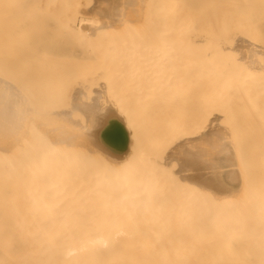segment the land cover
Instances as JSON below:
<instances>
[{
  "label": "bare ground",
  "instance_id": "6f19581e",
  "mask_svg": "<svg viewBox=\"0 0 264 264\" xmlns=\"http://www.w3.org/2000/svg\"><path fill=\"white\" fill-rule=\"evenodd\" d=\"M89 1L91 4L92 0ZM149 1L145 3L144 0H95V3L88 5L87 0L85 4L88 5L86 8H89L86 11L84 0H58L56 2L62 9L64 8V13L61 10L56 13L54 10L59 6L53 8L57 4L55 0H0V54H3L1 59H4L3 62L0 61L2 62L0 64L2 68L0 69V264H264V162L259 163L264 152L260 151V145L257 144L262 141L264 143V137L256 133L260 139L257 135H253V139L255 138L254 141L252 140L253 144L250 142L251 144L246 145L249 142L246 138L249 140L248 132L252 125L249 124L252 121L247 114L249 112H246L247 117L249 115L247 118L241 111V116L242 112L244 113L242 120L246 118L248 120L249 129L244 131L247 129L245 123L243 127L241 125L244 121L241 122L239 119L241 124L237 123V125L231 124L230 121L226 122L228 118L223 119L227 114L226 109L225 114H222L223 112L221 113L217 108L220 115L213 107L218 101L226 102L227 98H236L235 101L237 98L239 100L246 98V103L247 98H252L253 111L259 108L262 112L260 117L259 109L255 114V118L261 120H256L255 132H258L259 128L264 129L263 103L260 102L263 111L259 106L255 109L256 103H253L256 102L254 98H263L261 101L264 102V0H197L198 16L192 12V20L194 23L195 15L199 19V22L196 21L198 30L193 36L194 40L191 41L193 49L190 48L189 37L188 49L185 50L180 46L181 41L174 38L175 30L171 24V19L174 25L177 20L173 17L174 13L179 16L178 18L183 19L180 17V11V15L177 12L178 8L181 9L177 6L182 4H177L180 0H162L165 5L161 0H158L159 2L156 0L158 4L155 5L154 1L155 4L150 3L151 6ZM160 4L162 10L156 21L160 22L159 26L163 24L162 28L161 26L157 28L159 30L161 28L164 32L166 28L168 35L171 34L175 41L173 40L172 44L170 39L172 36L169 38L166 33L164 36L160 35V39L155 35L160 42L157 40L155 43L152 39L153 43L150 45V37L153 36L150 31L153 32L156 28L150 24L151 30L150 27L149 29L146 27V30H150L149 36L145 32L147 38L142 35L144 40L141 39L143 42L146 40L150 46L147 47L142 42L145 46L141 47L137 38H140V34L145 31H142L145 29L144 20L146 21L149 16V23L150 14H153L150 21L153 23L154 12ZM154 6L156 10L153 9ZM163 9L167 18L162 14ZM171 11L173 14L170 13ZM186 14L185 16L183 14L184 18ZM88 16L92 19L89 20ZM192 16H189V21L185 18L190 26ZM73 20L79 21V25L76 26V23L70 25ZM177 22L182 28V22L178 20ZM167 24L170 28L166 26ZM178 26H175V35L177 32L180 34ZM138 29L141 32L136 31L134 38L137 40L132 41L133 33L130 30ZM183 29L186 28L181 29L182 36L185 33ZM72 32L76 35L75 41L79 38L76 44L80 45V50L86 46L94 55L98 54L93 52L94 48L98 51L100 41V46L103 42L106 45L105 40L109 38L107 35L105 40L104 38L100 40L101 36L106 35L105 32L110 34L116 32L118 35L121 34L116 39V34L113 33V38L118 41L123 34L128 35L125 36L126 39L122 36V40L126 41L124 44L122 41L119 43H122L120 47L124 45L125 49H134L127 52H131L132 56L135 54L136 59L133 57L135 63L138 61L144 63V60L157 61L160 58H163L164 62H170L162 66L160 59L161 63L158 62L160 67L156 70L155 67L150 66L154 69L153 77L152 75L149 77L151 73L149 67V70L146 69L149 71L148 74L146 71L141 74L140 70L138 73L140 67L137 64V74L133 77L138 79L137 75L142 76L146 73L149 81L155 80L154 83H152L154 80H151L150 84H153V88L157 85L158 91L154 89L152 91L149 85V90L143 92L140 88H135L134 90L140 89L141 96L144 92L145 94L141 99L140 92L134 91L136 95L138 94L137 98L140 97L139 100L135 96L132 97L135 93L132 95L130 93L132 107L130 103L128 104L129 101L131 102L130 98L125 103V99L130 96L129 93L123 92L126 98L120 97L115 85L110 87L113 92H110L108 87L106 89L109 91L85 88L82 75L97 76V73H93V69L98 66L97 64L93 68L91 65L89 67L84 65L85 62L90 63L81 59L84 58L85 52L81 54L82 61L78 58V63L82 62L83 71L91 68L93 72L84 71V73L81 69L79 71L76 65L79 66L81 63L78 64L76 60L75 68L73 64L71 66L79 71L77 73H82V80L79 78L81 84L75 80L77 84L74 83V87H76H71L75 81L72 84L71 79L67 82L69 77H64L67 71L63 66L58 70L61 75H57L56 72L55 74L60 80L62 79L61 81L64 79L66 81L64 83L59 81L56 75H53V70L58 67L52 69L53 63L48 67L44 62L39 63L43 58L39 54L42 53L41 55L44 56L43 54L49 53L50 56L54 49L73 43L69 35ZM181 35L177 34V38L182 39ZM112 36L110 41L113 39ZM66 37H69L70 42ZM91 37H95L98 43L92 40L94 44L89 47L88 38ZM82 38L86 39V45L82 43ZM186 38L183 36L184 40ZM110 41L109 39L107 41L109 45H111ZM135 42L138 45L137 50ZM76 44L70 49L75 48ZM104 44L103 47L108 49V43L106 47ZM114 45L115 42L113 47ZM180 47L181 49H178ZM118 49L120 50L119 47ZM176 49L178 51H174ZM87 54L88 51L85 55ZM121 55L124 56L122 53ZM49 56L45 55L47 64L50 59L55 60L54 57L51 58L52 56L49 59ZM89 56L88 54V58ZM97 56L99 57V54ZM172 56L174 58L177 56L179 62L176 61L177 65L175 64L174 67L172 62L174 64L175 59L168 60ZM59 57L57 56V59ZM107 58L106 63L113 59L109 58L108 61ZM133 58L131 57L129 62ZM125 59L127 60L126 57ZM94 60H92L94 63L98 62L97 59ZM104 60L105 58L102 60V65L108 67L106 63L103 64ZM112 62L113 65L118 63L117 68L121 67L119 59ZM65 63H67L66 59L64 65H67ZM111 63L109 64L112 65ZM134 66L135 64L132 69ZM48 68L52 69L51 79L50 74L48 75L51 69ZM61 68L66 72L61 73ZM67 68L69 72V67L66 66ZM132 69L129 72H132ZM106 70L109 71V68ZM104 71L105 69L102 70ZM121 71L116 70V72ZM164 71L165 73L169 71L166 75H169V79L168 77L162 79L163 83L165 82L163 88L166 89L165 91L161 90L162 88L159 90L160 82L156 80L158 77L160 80ZM146 74L144 76L147 77ZM104 76L105 74L102 73L100 78ZM55 77L57 80H54ZM100 78L98 75V80ZM134 78L135 82L137 79ZM93 79H91L92 84ZM104 79L106 83V78ZM139 84L137 80V85ZM147 84H149L148 80ZM116 85L119 87L120 84L116 83ZM85 86L87 87V83ZM105 86H110L109 82ZM142 86L141 84V88ZM120 90L122 92L123 89ZM116 98L124 100L120 101ZM144 98H148L150 103L148 104L149 101L145 99L146 102ZM222 98L225 100H221ZM135 100L139 103L138 106L133 102ZM138 100L140 102L143 100L145 105L148 104V110L144 103ZM235 101L230 102L235 106ZM238 102L240 107L242 100ZM134 104L135 108L137 106L136 109ZM184 104L188 108H192L191 105L194 104V109L196 105L199 106L198 115L196 113L198 110L195 112L192 108L190 111L186 107L191 117L193 114L198 118L201 113L208 112L205 116L202 114L207 126L202 125L203 129L200 130V125L198 126L197 123L200 131L198 134L195 131L192 138L186 137L189 123L187 117L184 116L187 123L182 117L186 112ZM163 105L168 109L164 111V113L168 112L166 120L175 116V122L171 119L172 124L176 128L177 119V123L181 122L183 132L187 129V134L184 140H181L183 133L181 134L179 143L178 136H176L177 140L172 137L175 140L173 143L177 144L175 143L172 148L171 140V145H168L170 148L167 147L169 150L166 156L164 154L165 160L163 159L162 162L159 159L161 141L157 139V136L161 135V129L160 133L158 130L155 134L153 121L157 118L159 123H164L165 119L160 118L163 111L160 117H157L158 111L165 109L166 106ZM236 109L232 108L234 112ZM178 111L182 114H178ZM219 115L222 120L219 119ZM237 115L238 113L235 117ZM141 118L147 132L142 128L141 121H138ZM180 118L183 120L180 121ZM149 120L150 124L147 125ZM189 120L191 121V118ZM219 120H224L225 126L226 123L232 125L231 127L228 125L229 132L223 126L224 121L221 123ZM239 120L235 121L239 122ZM151 124L154 126L152 131L149 128ZM156 124L163 129L164 126L160 124L158 126L157 121ZM168 124L165 127H168ZM172 128L169 126L168 133L165 130L166 135L174 132V130L169 132ZM239 128H243L242 132L238 130ZM148 129L151 134H155L152 141ZM234 130L240 132L236 141L234 138L237 133L235 131L233 138ZM262 132L264 134V130ZM255 136L258 137V141H255L257 139ZM162 137L165 135L163 134ZM241 144L248 147H241ZM255 144L259 147L257 150L261 152L260 154L257 153ZM251 146L255 148L253 147L252 150ZM261 147L264 145L261 144ZM239 149L247 151L243 153ZM246 152L250 159L246 156ZM256 155L260 160L256 161ZM245 158L250 162L248 165ZM254 162L257 165L253 164ZM173 165L176 166V172L171 169L173 171L171 173L169 170ZM246 165L248 173L249 169L252 173H246ZM242 168H245L244 172ZM167 173L170 180L174 181L175 178L178 188L176 183L172 184V181L167 180ZM246 175L252 179L250 182L247 181L249 177ZM171 176L174 178L172 179ZM190 192L195 195V199L193 196L192 199L187 196ZM196 197L202 201L204 197L209 201L207 204L201 203Z\"/></svg>",
  "mask_w": 264,
  "mask_h": 264
},
{
  "label": "rangeland",
  "instance_id": "374dc122",
  "mask_svg": "<svg viewBox=\"0 0 264 264\" xmlns=\"http://www.w3.org/2000/svg\"><path fill=\"white\" fill-rule=\"evenodd\" d=\"M56 1H58V0H55V3H57ZM86 1H87V0H86ZM86 1L84 0V4L86 3ZM146 1H149V0H144L145 3H146ZM154 1L156 2V4H155ZM157 1H158V0H157ZM157 1H156V0H150V1H149V6H151L150 3H152V4L154 3L155 5H157V4H158ZM171 1H174V0H171ZM176 1H177V0H176ZM176 1L174 2L175 5H177L178 3H180V4L182 3L181 5H179V4L177 5V6H180V7H181V9L178 8L177 12H178V14H179V11H180V14H181L180 17H183V19H182V18H178L179 16H178V15H175V13H174L173 17H174V18L176 17V19H177L178 21L182 22V24H181V25H182V28H186V29H183L182 31H185L186 36H185V33L183 34V36H184V38H185V37H187V38H186L185 40L183 39V36L181 35V29H182V28H180V25L178 26V24H177V23H178L177 20L175 21V25H174V21L172 22V19H171L170 16L168 15V16H169V19H171V24H173V30H175V33H176V27H175V26H178V28L180 29V34H179L178 32H177V34H178V35H181L182 39H181L180 37H179V39H178V38H177V34L175 35V33L173 32V33H174V38L176 37V39H177L178 41H179V40L181 41V44H182V45H180V46H182V48L185 50V49H188V45H189V44H188V41H189L188 38L190 37V38H191V39H190V42H189V43H190V48L193 49V46L191 47V43H192L191 41L194 40L193 36H195V33H197L196 30H198V24H197V26H196V21L199 22V19L196 17V15L198 16V10H197L196 6H198L199 3H198V4L196 3L197 0H180V2L177 1V4H176ZM189 1H190V2H189ZM88 2H89L88 5H92L93 3H95V0H92V3H91V4H90V1H89V0H88ZM158 2H159V1H158ZM167 2H168V1H167ZM191 2H192V4H191ZM161 3L163 4L164 1L162 2V0H161ZM170 3H171V2H170ZM184 3H185V5H184ZM147 4H148V2H147ZM154 4H153V5H154ZM54 5H55V4H54ZM60 5H61V4H60ZM88 5H87V4L84 5V7H85L84 9H85L86 11H87L88 8H89V7L86 8V6H88ZM163 5H165V3H164ZM163 5H162V6H163ZM167 5H168V3H167ZM194 5H195V7H194ZM57 6H59V3H57L55 6H53V8H56ZM61 6H62V5H61ZM173 6H174V5H173ZM173 6H172V8H173ZM192 6H193V8H192ZM155 7H156V6H154L153 9L156 10V8H157V10H156V12H154V14H155V18H153V19H154L153 23L150 22V21L152 20L151 17H153V14H150V21H149V23H148V18H149V16H148V18L146 19V21L144 20L145 29H142V27H141L142 31L145 30V31H143L144 33H143V34H140V33H139V34L141 35L140 38H139L138 36H136V37H138V38H137L138 40H137L136 38H134V35H135V32H136V31H137V32H141V30H140V31H139V29H138V30H134V31H133V30H130V31L133 33V37L131 36V37H132L131 40H132V41H133V40H135V41L137 40L138 45L141 46V47H142V46H143V47L145 46L144 44H142L143 41H141V39H143L142 35L144 36V35H145V32H147V35L149 36L148 31H150V30L152 29V28H151L152 26H156V28H154L153 32H154L156 29H158L157 27L159 26V23H160V22L158 23V21H156V18L160 15L159 12L161 13L162 8H161V4H160L159 8H158V6H157L156 8H155ZM185 7H186V8H185ZM187 7H188V8H187ZM58 8H59V9H58ZM166 8H167V6H166ZM166 8H165V9H166ZM168 8H169V6H168ZM172 8H171V9H172ZM175 9H176V6H175L173 12H175ZM182 9H183V10H182ZM58 10H61L62 13H64V8L62 9V7L59 6V7L56 8V10H54V12L57 13ZM150 10L152 11V8H151V7H150ZM155 10H153V11H155ZM163 10H164V9H163ZM166 10H168V9H166ZM189 10L191 11L190 13H189ZM183 12H184V13H183ZM192 12L196 13V15L194 16V19L196 18V20H195L194 23H193V20H192V18H193V16H192L193 13H192ZM164 13H165V10H164V12L162 11V14H163V15H165ZM166 13H167V12H166ZM170 13H172V11H171ZM185 13H187L185 18H187L188 21H189V19H190L189 16H192V17H191V22H190V23H191V26H190V24H188L187 19L184 18ZM172 14H173V13H172ZM180 14H179V15H180ZM183 14H184V16H183ZM187 15H189V16H187ZM89 17H90V16H88V19L91 20L92 18H89ZM160 17H161V16H160ZM165 18H167V15H165ZM64 19H65V18H64ZM179 19H180V20H179ZM157 20H158V18H157ZM160 20H161V19H160ZM166 20H167V19H166ZM173 20H174V19H173ZM163 21H164V20H162V22H163ZM146 22H147V24H146ZM154 22H155V23H154ZM168 22H169V21H168ZM75 23H76L77 25H76ZM89 23H91V22H89ZM157 23H158V25H157ZM165 23H166V22H165ZM150 24H151L152 26H151ZM155 24H156V25H155ZM162 24H163V23H162ZM162 24H160L161 28H162ZM169 24H170V23H169ZM183 24H184V25H183ZM70 25H76V26H78V25H79V21H77V20H76V21L73 20L72 23L70 22ZM146 25H147V26H146ZM160 26H159V27H160ZM166 26H168V27L170 28V26H169L168 24H167ZM189 26H190V27H189ZM146 27H148L147 29H149V27H150V30H146ZM161 28H160V30L158 29V31L156 30V31H157L156 34H155L156 31L154 32V34H153L152 31H150V34L153 35V36L151 35L152 37H150V39H151L150 42H149V39H148V42L150 43V45H151L154 41H155V43H156L157 40H158V37H159L160 35H163V36H164V35L167 33L166 28H165V32H164L163 30H161ZM169 28H168V29H169ZM171 28H172V26H171ZM174 28H175V29H174ZM122 31H123V30H122ZM124 31H126V30H124ZM190 31H191V33H190ZM109 32H111V31H109ZM109 32H105L106 35H104L103 37L101 36L100 40H101L102 38H104L103 40H105V36H106V38H107V35H109V36H108V37H109L108 39H109V41H110V37L113 35V33L116 34V32H112L111 34H110ZM159 32H160V34H159ZM163 32H164V33H163ZM168 32H169V30H168ZM192 32L194 33V35H193ZM72 33H73V32H72ZM72 33L69 34V35H70V39H71V41H73V43L70 42L69 37H68V38L66 37V38H67L66 40H68V42H70L68 46H66V47H59V48H57V49H54V50H53V53H54V54L51 53L50 56H49V53H48V54H43L44 56L41 55V54H42L41 52H40L41 54H39L40 57H43V58H41L42 61H39V63L44 62V64L46 63V66H47V67H48V65H51V64L53 63L52 66H53L54 68H52V66H51L52 69H55L56 67H58V69H57V68L55 69L56 71L53 70V75H56L55 72L58 73L57 75H61V74H59V71H58V70H60L59 67L63 66V67H65V70H66L67 72L64 71V70L61 68V69H62V72H61V73H65V72H66V74H65L64 77H66V76H67V78L69 77V78L67 79V82H70V79H71V84H72V82L75 81V80L77 81V83L81 84L80 80H82L81 77L83 76V83H84L85 85H86V83H87V87H86L85 85H83V84H82V85H83L85 88H88V89H89V88H90V89H101V90L105 91V90H107V89H106L107 87L110 89V87L112 88V87L115 85L114 87H115V89L117 90V93H119L120 97H121V96H124V97H125V96H126V95H124L125 93H129V95H130V93H131V95L135 93V95H133L132 97L135 96V98H137L138 94L136 95V92L138 93V91H139L140 89H141L140 91H142V92H143L144 90H149V86H150V89H151L152 91H153V89H154L155 91H156V90L158 91V86H157V85L155 86V87L157 88V89H156V88H153V87H154V86H152L153 84H152V85L150 84V82H152L151 80H154V79H150V81H149V79H148V75H147V74H148L147 72H149V71H146V69H147V70L150 69V71H151V73H150V75H149V77H150V76L152 75V73H153L152 71L154 70V69H151V68L155 67V70H156L157 68L160 67V65H158V62H159L160 59H162V60H161V61H162V66H163L164 63H165V65H167V64H169L170 62H168V61H167V62H166V61L164 62L163 58H160V59L157 60V61H151L152 63H151V62H147L148 60H147V61L144 60V63H143V61H142V63L139 62V61L135 63V60H134V58H133V57H135V59H136V56H134L135 54L132 56L131 52H130V53L127 52V50H128V51H129V50H130V51H131V50L134 51V49H128V48L125 49L124 47H126V46L123 45V46L120 47V45H122V43H121V44L119 43L120 41H122L123 44H124V41H125V40H122V39H123L122 36L124 37V39H126L125 36H128V35H124V34H123V35L121 36V38H120V41H118V40H116V39H118L117 36L121 35V34L118 35V33H117L116 36H115L116 39L113 38L114 35L112 36L113 39L111 38L112 40L110 41L111 45H109V42H107L108 39L105 40L106 45H105L104 42H103V44H104L105 47L109 45L108 49L104 48V47H103V44L100 46L101 41H100V44L98 45V51H95V50H97V48H96V49L94 48V52H93V53H96V54L98 53V54H99V57H98V56H97L98 54H97V55L92 54V51H91V49L89 48L90 51H91V53H90L88 47L85 46V45H86V44H85V42H86V39H85V38H84V39L82 38V40H83L82 43L85 44V45H84L85 48H82L83 50H82V49L80 50V48H79L80 45L78 46V44H76V42L79 41V38H78V36H77L78 39L75 41L74 38L76 37V35H75V33H73V35H72ZM103 33H104V32H103ZM103 33H102V35H103ZM124 33H125V32H124ZM128 33H129V32H128ZM132 33H130V34L132 35ZM171 33H172V32H171ZM136 34H138V33H136ZM191 34H192V35H191ZM74 35H75V36H74ZM98 35H99V34H98ZM155 35L158 36V37L156 38ZM72 36H74L73 39H72ZM129 36H130V35H129ZM167 36H169V38H170V36H172V35H171V34L168 35V33H167ZM191 36H192V37H191ZM96 37H97V36H96ZM119 37H120V36H119ZM153 37H154L155 39H154ZM165 37H166V36H165ZM92 38H94V39H92ZM133 38H134V39H133ZM144 38H145V39L147 38L146 35H145ZM169 38L167 37V39H169ZM88 39H89V42H90L89 47H90V45L94 44V42L98 43V40H95V37H91V39H90V38H88ZM139 39H140V40H139ZM152 39H153V42H152ZM159 39H160V37H159ZM170 39H171L172 44H173V40L175 41V39H173V36H172V38H170ZM170 39H169L168 41H170ZM80 40H81V39H80ZM92 40H93V41L95 40V41L92 43ZM113 40H114V41H113ZM128 40H129V39H128ZM128 40H127V41H128ZM143 40H144V39H143ZM165 40H166V39H165ZM74 41H75V42H74ZM112 41H113V43L115 42L114 47H113V43H112ZM117 41H118V44H117ZM139 41H140L141 45H140ZM158 41H159V40H158ZM171 41H170V43H171ZM182 41H183V43H184V46H183ZM185 41H186V42H185ZM125 42H126V41H125ZM159 42H160V41H159ZM71 43H72V44H71ZM78 43H79V42H78ZM107 43H108V45H107ZM143 43H145L146 46H147V45L150 46L148 43H146V40H145ZM179 43H180V42H179ZM75 44H76L75 48L70 49V48H72L71 46H73V45H75ZM116 44L118 45V47L120 48V50L118 49V47H117ZM135 44H136V47H135V49H136L138 45H137L136 42H135ZM77 46H78V47H77ZM81 46H82V44H81ZM87 46H88V45H87ZM96 46H97V44H95V47H96ZM110 46H111V47H110ZM148 46H147V47H148ZM174 46L176 47V45H174ZM115 47L120 51V53L117 51V49H115V50L113 49V50H112V48H115ZM122 47H123V48H122ZM175 47H174V49H175ZM77 48H78V49H77ZM102 48H103V50H101ZM110 48H111V49H110ZM68 49H69V50H68ZM122 49H124V52H122ZM178 49H181V47L178 48ZM178 49H176V50H174V51H178ZM1 50H2V49H1ZM72 50H73V51H72ZM106 50H107V51H106ZM136 50H137V49H136ZM138 50H140V49H138ZM60 51H61V52H60ZM68 51H69V52H68ZM81 51H82V52H81ZM87 51H88V54L91 56V57L89 56V58H88V54H87V56L85 55V53H87ZM101 51H102V52H101ZM103 51H104V53H103ZM110 51H111V54H110ZM112 51H113V53H112ZM125 51H126V52H125ZM0 52H1V51H0ZM65 52H66V53H65ZM67 52H68V53H67ZM84 52H85V53H84ZM116 52H117V53H116ZM71 53H72V54H71ZM83 53H84V58H83L82 55H81V54H83ZM107 53L110 54L112 57H111L110 55L108 56ZM114 53H115V54H114ZM121 53H122L123 55L126 54V53H128V54H126V56H125V55L122 56ZM79 54H80V55H79ZM112 54H114L115 57H114V55H112ZM45 55L49 56V59H50V57L52 56L51 58L54 57L55 60L53 59V61H52V60L50 59L49 64H47L48 61H47ZM68 55H69V56H68ZM120 55H121L122 57H121ZM127 55H128V57H127ZM1 56H3L2 53L0 54V61L2 60V62H3L4 59H1ZM57 56H58V57L60 56V57L58 58L59 61H58V59H57ZM94 56H95V57H94ZM100 56H101V58H100ZM103 56H105V57H103ZM107 56H108L110 59H112V58L114 57V58L111 60V62H112V61H114V62H115V61H118V59H119V65H120L121 67L117 68V66H118V63H117V62H116V65H117V66H116V65H113V64H114L113 62H112V63H111V62H107V63H106V58H107ZM119 56H120V58H119ZM61 57H62V58H61ZM64 57H66V58H64ZM71 57H72V60H71ZM80 57H82L81 59H84V62H85L86 60H88V61L90 62V63H88V64H86V62L84 63V65H87V67H89V66L91 65V67L94 68L95 65L98 64V66H96L97 68L95 67V68L93 69L94 72L91 71V68H90V69H88V68L84 69V68H83L84 71H88V72L91 71V72H93V73H95V74L97 73V76L94 74L95 76L91 75L92 77H91V76H90V77H87V75H85V74L82 75V73H77L78 70L80 71L81 66L83 67V64H82V62H81L82 60L80 59ZM125 57L127 58V60L125 59ZM131 57L133 58V60H131V61L129 62V60L131 59ZM60 58H61V60H60ZM63 58H64V61L62 62V59H63ZM78 58L81 60V61L79 62V63H81V64L78 63V60H79ZM99 58H100V60H99ZM104 58H105V60H104L103 64L106 63V65H107L108 67L102 65V60H103ZM109 58H107L108 61H109ZM43 59H46V60H45L46 62L43 61ZM65 59L67 60V63H65V64H67V65H64ZM91 59H92L93 61H95L94 59H97L98 62H97V63H96V62L94 63ZM114 59H116V60H114ZM123 59L126 60V61H124ZM171 59H173V60L175 59L174 64H173V62H172V65H173V67H174L175 64L177 65V63H175V62H176V61L178 62L177 56H175V58H174V56H172V57H171L170 59H168V60H171ZM73 60H74V63H73ZM76 60H77V61H76ZM120 60H121V61H120ZM51 61H52V62H51ZM60 61H61V62H60ZM69 61H70V63H69ZM75 61L79 64V66L76 65ZM99 61H100V62H99ZM133 61H134V62H133ZM136 61H137V60H136ZM161 61H160L159 63H161ZM2 62H0V64H1ZM57 62H58V63H57ZM123 62L126 63V64H125V65H126L125 67H126V69L128 68V70L125 69V67H124V63H123ZM62 63H63V64H62ZM91 63H92V64H91ZM109 63H111L112 65H110ZM120 63H122L123 66H122ZM128 63H129V64H128ZM133 63L135 64V66H134V68H133L134 71H133V69H132V67H133V65H134ZM147 63H148V65H147ZM153 63H154V64H153ZM178 63H179V62H178ZM55 64H56V65H55ZM57 64H58V66H57ZM71 64H73V67H74V64H75L76 67H78V70H77V69L74 70L75 67L73 68V67L71 66ZM93 64H94V66H93ZM99 64H100V65H99ZM130 64H133V65L131 66ZM137 64H139L140 69H138ZM140 64L144 65V67L141 66ZM150 64H151V65H150ZM42 65H43V63H42ZM104 65H105V64H104ZM156 65H158V66L156 67ZM55 66H56V67H55ZM66 66L69 67V72H68V68L66 69ZM110 66H111V67H110ZM114 66H116V68H115ZM145 66H146V67H145ZM150 66H152V67L150 68ZM49 67H50V66H49ZM79 67H80V68H79ZM101 67H102V68H101ZM129 67H130V68H129ZM148 67H149V69H148ZM51 68H48V69H51ZM72 68H73V70H72ZM107 68H109V71L106 70ZM114 68H115V69H114ZM141 68H142V70H141ZM144 68H145V69H144ZM163 68H164V67H163ZM167 68H168V66H167ZM169 68H170V66H169ZM0 69H2V68L0 67ZM52 69H51L50 71H48V75L50 74V75H49V76H50V79H51ZM101 69H102V70L105 69V71H107V73H106L105 71L102 72ZM118 69H119V71H120V70H122V71H121V72H116V70L118 71ZM131 69H132V72H129V71H131ZM137 69H138V73H139V70H140L141 74H142L144 71H146V73H147V74L144 73V74L147 75V77L144 76V74H143L142 76H141L140 74L137 75V76H139V78H140V77L142 78V80H141V78H140V81H139V78L137 79V77H136V79H137L138 82L140 83L139 85H137V80L133 77V75L135 76V74H137ZM164 69H165V68H164ZM174 69H175V68H173V70H174ZM81 70H82V69H81ZM124 70H126L125 73H124ZM159 70H160V69H159ZM159 70H158V71H159ZM161 70H162V67H161ZM171 70H172V68H171ZM46 71H47V70H46ZM70 71H71V72H70ZM79 71H78V72H79ZM82 71H83V70H82ZM84 71H83V72H84ZM99 71H101V72H99ZM162 71H163V70H162ZM162 71H161V72H162ZM0 72H1V70H0ZM91 72H90V73H91ZM98 72H99V73H98ZM115 72H116V73H115ZM168 72H169V71H168ZM168 72L166 71V73H165V71H164V74L161 75L162 78H161V76H160V80H159V77L156 78V80H158V83L160 82V83H159V90H160L161 88H162L161 90H163V88H165V87H164V83H165V82L163 83L162 79H163V78H167V77L169 76V75L166 76ZM172 72H173V71H172ZM84 73H85V72H84ZM102 73H103V75L105 74L106 77L104 76V78H106V83L109 82V85H110V86H105V85H106V83H104V82H105V79H104V78H100V75H102ZM111 73H112V74H111ZM123 73H124L125 76L123 75ZM126 73H127V74H126ZM45 74H46V73H45ZM70 74H71V75H70ZM77 74H78V75H77ZM106 74H108V76H107ZM118 74H119V75H118ZM120 74H121V76H120ZM128 74H129L130 77L128 76ZM155 74H156V71H155ZM174 74H175V73H174ZM57 75H56V77L59 79V76H57ZM81 75H82V76H81ZM84 75H85V76H84ZM98 75H99V78H100L99 80H98ZM116 75H117L118 77H117ZM153 75H154V74H153ZM153 75H152V77H153ZM158 75H159V74H158ZM158 75H157V76H158ZM170 75H172V74H170ZM111 76H112V77H111ZM122 76H123V79H122ZM126 76H127L128 78H127ZM143 76L146 77V78L144 79ZM56 77L54 78V80H55V79L57 80ZM64 77H63V78H64ZM71 77H72V78H71ZM84 77H85V78H84ZM86 77L89 78L90 80L87 79ZM95 77H96V79H95ZM101 77H102V76H101ZM108 77H109V78H108ZM131 77H133L136 81L134 82L133 78H132V80H131ZM152 77H151V78H152ZM47 78H48V77H47ZM77 78H78V79H77ZM79 78H80V80H79ZM92 78H94V79H93V84H92V82H91V79H92ZM114 78H115L114 81H115L116 83L120 84L119 87H118V85H116V83L113 81ZM118 78H120V79H118ZM48 79H49V78H48ZM85 79H86V82H85ZM101 79H104V81H102ZM110 79H111L112 82L110 81ZM116 79H117V81H116ZM129 79H130V80H129ZM168 79H169V77H168ZM61 80H62V79H61ZM61 80L59 79V81H61ZM87 80H88V82H87ZM95 80H96V81H95ZM120 80H121V82H120ZM124 80H125V81H124ZM147 80H148L149 84H147ZM163 80H164V79H163ZM65 81H66V79H64V80L61 81V82L64 83ZM76 81L73 82V85H71V87H74V85L77 84ZM89 81H90V83H89ZM144 81H145V83H144ZM119 82H120V83H119ZM122 82H123V83H122ZM142 82H143V83H142ZM154 82H155V80H154L152 83H154ZM156 82H157V81H156ZM74 83H75V84H74ZM113 83H114V84H113ZM124 83L128 84V86H127L126 84H125V86H124V85H123ZM135 83H136V84H135ZM158 83H157V84H158ZM90 84H91V85H90ZM111 84H112V86H111ZM133 84L136 85V87H134ZM141 84L143 85L142 88H141ZM160 84H161V85H160ZM89 85H90V86H89ZM93 85H94V86H93ZM146 85H147L148 89H147ZM148 85H149V86H148ZM116 86H117V88H116ZM137 86H139V87H137ZM151 86H152V88H151ZM63 87L65 88V86H63ZM75 87H76V86H75ZM75 87H74V88H75ZM101 87H102V88H101ZM120 87H121V88H120ZM129 87H130V89H129ZM166 87H167V85H166ZM127 88H128V89H127ZM135 88H140V89H136V90H134ZM145 88H146V89H145ZM109 89H108L107 91H109ZM115 89H114V92H115ZM120 89H123L122 92H121ZM112 90H113V89H110V92H113ZM124 90H125V91H124ZM137 90H138V91H137ZM165 90H166V89H165ZM165 90H163V91H165ZM134 91H136V92H134ZM140 91H139V92H140ZM120 92H121V93H120ZM123 92H124V94H123ZM132 92H133V93H132ZM142 92L139 93L140 96H141V93H142ZM122 94H123V95H122ZM144 94H145V92L142 94L143 96H141V99H143L142 97H144ZM117 95H118V94H117ZM131 95H130L129 97H128V95H127L128 98L125 97V98H126V99H125L126 102L124 101L125 103L128 102V99L131 97ZM100 96H101V95H100ZM102 96H103V95H102ZM132 97H131V98H132ZM131 98H130L129 100H131ZM62 99L65 100V98H59V100H62ZM109 99L112 100L111 98H109ZM114 99H115V98H114ZM116 99H117V100H120V101H123V100H124L123 98H116ZM137 99L140 100V97L137 98ZM145 99H146V98H144V100H145ZM166 99H167V98H166ZM217 99H219V98H217ZM254 99L256 100V102H253L254 104L256 103L255 109H257L258 106H259V107H261V109H262V111H263L262 106L264 107V102L261 101V99L263 100V98H260V99L257 98L258 101H257L256 98H254ZM48 100H49V99H48ZM133 100H134V99H133ZM139 100H138V101H139ZM146 100L149 101L148 98H147ZM146 100H145V101H146ZM150 100H151V99H150ZM221 100H225V99L222 98ZM232 100H233V102H234V101L236 100V98H231V99L227 98L226 102L224 101L223 103H222V101H221V103H220V101L217 100L218 103H219L220 105L222 104V108L220 109V105H219L218 103H217V105H216V103H215V105L213 104V105H214L213 107L216 108L215 111H217L218 114H220V115H221L222 112H223L222 114H225L224 111H225V109H226V113L228 114V117H227V114L224 115L225 118H224V116L222 115V116H223V119L226 120V118H228V119L226 120V122L230 121L231 124L236 123V125H237V123H238V124H241V122L244 121V122L241 124L242 127H243V124H244V123H245V125H247V129H246V127H244V128L246 129V130H244V131H248V129H249V128H248V124H247V121H248L247 118H248L249 115H250V121H251V120H252V121H251L250 123H249V122H248V123H249V124H252V125H250V128H251V129H249L248 134L250 133L251 136L249 135V140H247V138H246V141H249L248 144L246 143V145H249V144H251V143L253 144L252 140L254 141V139H255V138L253 139V135H257V134H259L260 136L263 135V137H264V134H263V132H262L264 129L259 128V129H258V132H255V130H257V128H255V126H256V120H259V121H261V120H260V118H259V119H256V118H255V114L257 113V110H258L259 108H258L255 112L253 111V109H254V105H252V101H254V100H252V98H247V103H246V98H241L240 100H239V98H237V101H235V106H234L233 102H232V103L230 102V101H232ZM241 100H242V102H241ZM243 100H245V102H244ZM259 100H260V101H259ZM147 101H146V102H147ZM238 101H240L241 104L243 103L242 105L240 104V107H239V102H238ZM133 102H135V104L137 103L136 100L133 101ZM139 102H140V101H139ZM141 102L144 103L143 100H141ZM141 102H140V103H141ZM260 102L263 103L262 106L260 105ZM129 103H130V105H131L132 100H131V102L129 101L128 104H129ZM143 103H142V105H143ZM149 103H150V101L148 102V104H149ZM224 103H226V104H225V107H224ZM236 103L238 104V106H237ZM244 103H245V104H244ZM135 104H134V108H135ZM138 104H139V103H137V106H138ZM148 104L145 105V103H144V106L147 107ZM227 104H228V105H227ZM130 105H129V106H130ZM142 105H139V107L142 106ZM131 106H132V105H131ZM137 106H136V108H137ZM144 106H143V107H144ZM158 106H159V105H156V107H158ZM163 106L165 107L166 105H163ZM176 106H177V105H176ZM176 106H175V107H176ZM183 106H184V108H185V110H186V112H187L186 107L188 108V106H186V104H184ZM191 106H192V108H193V110H194L195 112H196V110L200 109V108H198L199 106L197 107V105L195 106V109H194V104L191 105ZM216 106H217V107H216ZM229 106H232V108H233L234 110H235L236 108H238V107H239V108H238V110L236 109V111L234 112V111L232 110V108H230ZM243 106H244V107H243ZM132 107H133V106H132ZM132 107H131V108H132ZM139 107H138V108H139ZM143 107H141L140 110H142ZM148 107H149V106H148ZM148 107H147V110H148ZM151 107L153 108L152 104H151ZM151 107H150V108H151ZM161 107H162V105H161ZM175 107H173V108H175ZM223 107H224V108H223ZM226 107H227V108H226ZM235 107H236V108H235ZM136 108H135V109H136ZM168 108H170V107L168 106ZM179 108H180V110H181V107H180V106H179ZM184 108L182 109V112H183ZM192 108L190 107V108H188V110L190 109V111H191ZM217 108H219V111H220V112L222 111V112L220 113V112L218 111ZM247 108H248V111H247ZM132 109H133V108H132ZM159 109H160V107H159ZM166 109H167V106L165 107L164 110H163V108L161 109V111L159 110V111H160V112L158 111V113H159L158 115H159V116L157 115V117L159 118L161 112L163 111L162 114H161L162 117H160V118L163 119V120L165 119V121H164L163 124H161V122L159 123L158 120H157V118H156L155 121H153V123L155 124V128H156V131H153V132H155V134H157V131L159 130L158 133H160V129H161V135H160V137L157 136V139L159 138L160 141H161V145H160V147H159V148H161V150L159 151V154H160V157H161V158H159V159H160L161 161L165 158L166 153H167L168 150H169L167 147L170 148V146H168V145H171V140H172V143H173L175 140H177V139H179V138L181 137V134H182V133H183V135H182L183 139H181V140H184L185 135L187 134V129L185 130L186 132H183V128L181 127V122H180V123H177V122H178L177 119H176V123H175V125H177V127H176V128L174 127V124H172V120H174L175 116H174V117H168V119L166 120V118H167V117H166V114H168V112L164 113V111H166ZM212 109H213V108H212ZM222 109H223V110H222ZM243 109H244V110H243ZM140 110H139V111H140ZM147 110H146V111H147ZM171 110H172V109H169V111H171ZM180 110H179V111H180ZM209 110H210V109H209ZM137 111H138V110H137ZM144 111H145V110H144ZM151 111H152V110H151ZM167 111H168V109H167ZM179 111H178V112H179ZM190 111L187 112V114H189L188 116H187V114H186V112H185V115L183 114L182 117H183V118H184V116H185V118L187 117V119H188L187 122L189 123V125H190V122H191V125H190V126L186 124L187 127H188V130H189V131H188V134L186 135V137H187V136H191V138H192V135L194 136L195 133H196L195 131H197V134H198L199 131L203 129L202 125H203L204 127L207 126V125H205V123H204V120H203V119H205V118L202 117V116H203L202 114H204V116H205V114H207L208 112H205V113H204V112L202 111L203 113H201V116L197 118V115H198V113H199V110H198V112H196L197 115H193V114H192V117H191V114L189 113ZM238 111H239V112H238ZM241 111H243V112L245 113V115H246V112H249V113H247V114H249L248 117H247V115H246V117H247L246 119H243V120H242V116L244 117V115H243L244 113L242 112V116H241ZM147 112H148V111H147ZM173 112H175V111L173 110ZM182 112H181V113L179 112L178 114L181 115ZM195 112H192V113H195ZM200 112H201V111H200ZM233 112H234V114H233ZM236 112L238 113L237 117H235V115L237 114ZM163 113H164L165 117H164ZM170 113H171V112H170ZM170 113H169V114H170ZM235 113H236V114H235ZM239 113H240V114H239ZM261 113H262V112H260V109H259V113H258V114H259V117H260V114H261ZM263 113H264V112H263ZM172 114H173V113H172ZM231 114H232L233 116H232ZM147 115H148V113H147ZM220 115H219V117H220ZM239 115H240L241 117H239ZM189 116H190V118H191V121L189 120V119H190ZM195 116H196V117H195ZM153 117L155 118L154 115H153ZM233 117H234V119H232ZM262 117H264V116H262ZM185 118H184V119H185ZM196 118H197V120H196ZM257 118H258V115H257ZM142 119H143V118H141V120H140V119H139V120L137 119L139 122L141 121V125H142ZM144 119H145V118H144ZM148 119H149V118H148ZM150 119H152V117H150ZM171 119H172V120H171ZM181 119H182V118H180V121H181ZM187 119L184 120L185 123H187V122H186ZM219 119L222 120L221 117H220ZM236 119H238V120L241 119V122H240V120H239V122H238V121L236 122V121H235ZM137 120H136V122H138ZM159 120H160V119H159ZM163 120H162V121H163ZM169 120H171V123L169 122ZM182 120H183V119H182ZM192 120H193V121H192ZM231 120H232V121H231ZM245 120H246V122H245ZM143 121H144V120H143ZM146 121H147V118H146ZM156 121H157V123H158V126L162 125V127H163V126L165 127V125H167V124L169 123L168 125H169L170 127H173L171 130L169 129V132L171 133V131L174 130L173 133H174L175 135H173V133H172V134H169V135H166V132L168 133V130H167V129L169 128V126H168V127H165V129H164V127H163V129H162L161 127H157V126H156V125H157V124H156ZM189 121H190V122H189ZM194 121H195V123H194ZM201 121H202V124H201ZM219 121H220V120H219ZM223 121H224V120H223ZM223 121H220V122L222 123ZM151 122H152V121H151ZM167 122H168V123H167ZM174 122H175V120H174ZM182 122H183V121H182ZM192 122H193V124H192ZM262 122H264V120H263ZM147 123H148V122H147ZM185 123H184V124H185ZM197 123H198V126L200 125V126H199V129H200V130H198ZM199 123H200V124H199ZM145 124H146V123H145ZM149 124H150V120H149V123H148L147 125H149ZM159 124H160V125H159ZM184 124H182L183 127H184ZM194 124H195L196 126H194ZM231 124H228L229 127L232 126ZM254 124H255V125H254ZM186 125H185V127H186ZM228 125H227V123H226V126H225V121L223 122V126H225V129L228 130V132H229ZM241 125H240V127H241ZM245 125H244V126H245ZM262 125H264V124H262ZM144 126H145V127H143V125H142V128H143V129H144V128L146 129V125H144ZM220 126L222 127V125H220ZM238 126H239V125H238ZM257 126H258V125H257ZM260 126H261V124H260ZM180 127L182 128V130H181ZM193 127H194V129H193ZM195 127H196V128H195ZM235 127H236V126H235ZM149 128L151 129V131L154 130V126H153V124H151V126H149ZM190 128H192V130H190ZM227 128H228V129H227ZM145 129H144V130H145ZM178 129H179V131H178ZM184 129H185V128H184ZM196 129H197V130H196ZM148 130H149V129H148ZM163 130H164V133H163V134L165 135V137H162V136H163V134H162ZM165 130H167V131L165 132ZM232 130H233V129H232ZM238 130H239L240 132H242L241 130H243V128H242V129L239 128ZM260 130H262V131H261L262 133L260 132ZM145 131H146V130H145ZM151 131L149 130L148 132L151 134ZM175 131H176V132L178 131V133H175ZM180 131H181V132H180ZM192 131H193V132H192ZM235 131H236V130H234L233 138H234V135L237 133V131H236V133H235ZM239 131H238V133H237V136L235 135V138H234L235 141H236V137H238V134H240ZM146 132H147V131H146ZM231 132H232V131H231ZM259 132H260L261 134H260ZM144 133H145V132H144ZM149 133H148V135H149ZM179 133H180V134H179ZM256 133H257V134H256ZM155 134L152 133V134L150 135L151 139H150L149 137H148V139H150V140L152 141L153 138H154V135H155ZM197 134H196V135H197ZM152 135H153V136H152ZM158 135H159V134H158ZM245 135H246V133H245ZM169 136H170V138H169ZM176 136H178L177 139H176ZM242 136H243V133H242ZM242 136H241V137H242ZM257 136H258V135H257ZM257 136H255V137H257ZM260 136H258L259 139H260ZM161 137H162V140H161ZM172 137L175 138V140H173ZM241 137H240L239 139H241ZM243 137H244V136H243ZM258 137H257V139H256L255 141H258ZM263 137H261V139H263ZM146 138H147V136H146ZM168 138H169V140H168ZM155 139H156V138H155ZM163 139L166 140V141H163ZM179 141H180V139L178 140V143H179ZM244 141H245V140H244ZM163 142H164V143H163ZM242 142H243V141H242ZM250 142H251V143H250ZM260 142H261V140H260ZM168 143H169V144H168ZM175 143H176V142H175ZM175 143H173L172 148L175 146ZM163 144H164V145H163ZM176 144H177V143H176ZM235 144H236V143H235ZM257 144L260 145V151L264 152V151H263V150H264V149H263L264 147H261V144L264 145L263 141H262L261 143H257ZM165 145H166V146H165ZM246 145H244V144L242 145V144H241V147H244V146H246ZM238 146H240V145H238ZM254 146L256 147L257 145L255 144ZM254 146H253V147H254ZM164 147H165V149H163ZM246 147H248V146H246ZM253 147L251 146V149H252V150H253ZM255 147H254V148H255ZM166 148H167V150H166ZM257 148L259 149L258 146L256 147V150H257ZM247 149H249V148H247ZM261 149H262V150H261ZM162 150H163V151H162ZM245 150H246V149H245ZM245 150L242 151V149H241V151H240V149H239V151H240V152H243V153H245ZM165 151H166V152H165ZM246 151H247V150H246ZM163 152H165V153H163ZM249 152H250V151H249ZM254 152H255V151H254ZM254 152H253V154H254ZM161 153H163V154L161 155ZM251 153H252V151H251ZM257 153L260 154L261 152H259V150H257ZM164 154H165V156H164ZM241 155H242V154H241ZM249 155H250V154H249ZM158 156H159V155H158ZM162 156H163V158H162ZM244 156H245V155H244ZM246 156L249 158V156L247 155V152H246ZM252 156H253V155H251V158H252ZM242 157H243V156H242ZM260 157H261V156H260ZM254 158H255V157H254ZM249 159H250V158H249ZM164 160H165V159H164ZM245 160L247 161L248 159L245 158ZM253 160H254V159H253ZM258 160H260V159H258V158H257V155H256V161H258ZM243 161H244V158H243ZM162 162H163V161H162ZM251 162H253V161L251 160ZM262 162H264V155H263V154H262V161L259 162V163H262ZM248 163H250V162L247 161V165H248ZM259 163H258V164H259ZM239 164H241L240 161H239ZM242 164H243V162H242ZM253 164L257 165V163H255V162H254ZM247 165H246V166H247ZM250 165L252 166V164H250ZM246 166H245V167H246ZM243 167H244V165H243ZM174 168H175V169H174ZM249 168H250V167H249ZM171 169H172L174 172H176V166L174 167V165H173V168H172V166L170 167V170H169V171H171V173H172L173 171H172ZM242 169H243V168H242ZM246 170H247V171H246L247 174L252 173L251 169H249L250 172L248 173V166H247V169H246ZM254 170H255V169H254ZM244 171H245V168L243 169V172H244ZM253 173L255 174V172H253ZM171 175H172V174H171ZM258 175H259V174H258ZM166 176H168V173H167ZM250 176H251V174H250ZM250 176L246 175V177H249V180L247 179V181H249V182H250V180H252V179H250ZM256 176H257V175H256ZM252 177H253V174H252ZM171 178H172V176H171ZM173 178H174V177H173ZM173 178H172V179H173ZM167 180H170V176H168V179H167ZM173 180H174V181L170 180V181H172V184H173V182H174V183H176V185H177L178 183L175 181V178H174ZM174 185H175V184H174ZM174 185H171V187H174ZM177 188H178V185H177ZM187 194H189V195H187V196H190V198H191V196H193L194 199H195V195H194L193 193L190 192V193H187ZM196 196H197V195H196ZM199 197H200V195H199ZM191 199H192V198H191ZM196 199L199 200V201H201V203H206V204L208 203L207 201H209V200L206 201V200L204 199V197H203V201L200 200L198 197H196ZM201 199H202V197H201ZM199 201H198V202H199ZM205 201H206V202H205ZM192 202H194V201L192 200Z\"/></svg>",
  "mask_w": 264,
  "mask_h": 264
}]
</instances>
